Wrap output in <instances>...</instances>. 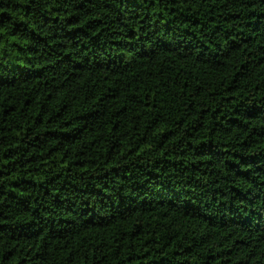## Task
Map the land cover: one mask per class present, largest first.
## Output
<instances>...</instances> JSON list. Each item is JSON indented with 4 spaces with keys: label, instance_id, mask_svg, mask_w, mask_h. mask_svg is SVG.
<instances>
[{
    "label": "trees",
    "instance_id": "16d2710c",
    "mask_svg": "<svg viewBox=\"0 0 264 264\" xmlns=\"http://www.w3.org/2000/svg\"><path fill=\"white\" fill-rule=\"evenodd\" d=\"M0 264H264V0H0Z\"/></svg>",
    "mask_w": 264,
    "mask_h": 264
}]
</instances>
